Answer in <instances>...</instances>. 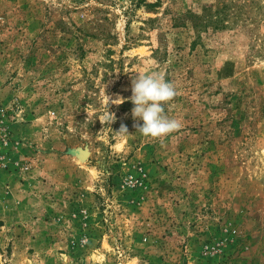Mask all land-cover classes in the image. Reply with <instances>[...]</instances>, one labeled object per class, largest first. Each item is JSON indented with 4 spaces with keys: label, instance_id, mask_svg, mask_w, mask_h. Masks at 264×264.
Here are the masks:
<instances>
[{
    "label": "rangeland",
    "instance_id": "obj_1",
    "mask_svg": "<svg viewBox=\"0 0 264 264\" xmlns=\"http://www.w3.org/2000/svg\"><path fill=\"white\" fill-rule=\"evenodd\" d=\"M0 264H264V0H0Z\"/></svg>",
    "mask_w": 264,
    "mask_h": 264
},
{
    "label": "clouds",
    "instance_id": "obj_2",
    "mask_svg": "<svg viewBox=\"0 0 264 264\" xmlns=\"http://www.w3.org/2000/svg\"><path fill=\"white\" fill-rule=\"evenodd\" d=\"M131 92L130 100L134 105L131 114L134 120L143 121L142 125H134L142 136L162 138L181 127L178 120L164 114L163 105L173 100L177 92L174 84L165 81L158 72L138 73L132 78ZM116 101L123 100L112 102ZM112 117L113 114L108 112L105 122L111 123ZM121 130L128 134L125 126L122 125Z\"/></svg>",
    "mask_w": 264,
    "mask_h": 264
},
{
    "label": "trees",
    "instance_id": "obj_3",
    "mask_svg": "<svg viewBox=\"0 0 264 264\" xmlns=\"http://www.w3.org/2000/svg\"><path fill=\"white\" fill-rule=\"evenodd\" d=\"M147 7L149 6H155V3H145ZM223 6L218 7L213 12L207 11L205 9V13L203 15H197L191 11L186 12L183 14L179 19L181 23L184 25H190L192 28H203V30H207L206 28H209L212 26V23L215 24V26L218 25V23L221 21L220 14L223 13ZM212 17H214L212 19Z\"/></svg>",
    "mask_w": 264,
    "mask_h": 264
},
{
    "label": "bare ground",
    "instance_id": "obj_4",
    "mask_svg": "<svg viewBox=\"0 0 264 264\" xmlns=\"http://www.w3.org/2000/svg\"><path fill=\"white\" fill-rule=\"evenodd\" d=\"M81 154H83V156L86 157V154H87V153H85V152L82 153V152H81Z\"/></svg>",
    "mask_w": 264,
    "mask_h": 264
}]
</instances>
